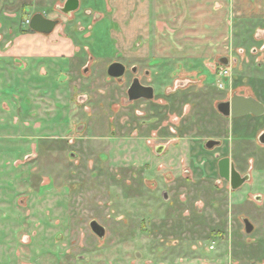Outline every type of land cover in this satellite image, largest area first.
Returning <instances> with one entry per match:
<instances>
[{"label":"rangeland","instance_id":"rangeland-1","mask_svg":"<svg viewBox=\"0 0 264 264\" xmlns=\"http://www.w3.org/2000/svg\"><path fill=\"white\" fill-rule=\"evenodd\" d=\"M9 1L0 264H264V117L216 111L234 93L264 104V0H82L36 37L23 36L30 7L9 16ZM133 77L152 100L128 101ZM223 156L250 175L237 190L218 176Z\"/></svg>","mask_w":264,"mask_h":264},{"label":"water","instance_id":"water-1","mask_svg":"<svg viewBox=\"0 0 264 264\" xmlns=\"http://www.w3.org/2000/svg\"><path fill=\"white\" fill-rule=\"evenodd\" d=\"M79 9L78 0H66L63 6L59 9L64 15H70ZM58 20H53L44 17L41 13H35L31 16L28 21V28L31 32L40 35H50L55 27L58 25ZM218 63L227 66L228 60L226 57L218 58ZM135 67L132 68V72L135 71ZM126 72V67L119 62H112L108 65L106 69V74L109 78L119 80L124 77ZM127 99L129 102L137 100L150 101L154 97V89L151 86H144L139 82V79L135 77L129 88L127 89ZM216 108L220 114L223 116H231L233 118L244 116V115H254L261 116L264 114V105L253 97H241L233 95L229 101H222L216 105ZM83 127V126H81ZM259 142L264 144V134L259 137ZM218 144L216 141H208L205 144L207 149H212L214 145ZM73 156V154H71ZM218 176L220 179L225 180L229 183L230 189L232 191L239 189L250 179L249 174L241 176L239 172L234 167V164L229 160V158H222L217 163ZM165 199V194L163 195ZM244 225V232L250 234L253 232V225L247 218L242 219ZM89 228L91 232L102 239L105 235L104 228L98 224L96 221H91L89 223Z\"/></svg>","mask_w":264,"mask_h":264},{"label":"crops","instance_id":"crops-1","mask_svg":"<svg viewBox=\"0 0 264 264\" xmlns=\"http://www.w3.org/2000/svg\"><path fill=\"white\" fill-rule=\"evenodd\" d=\"M11 1L14 2L13 7L11 6V4L13 3V2L10 3ZM11 1H9V3L7 2L8 6L4 7V14L9 13L7 15L13 16V14L15 12H18L19 9L21 10L22 7L25 8L28 6V7H30V11H31V13L29 14L30 17L32 14H35V13H41L42 14L43 11L41 12L39 10H46L45 13H47V14L45 15V13H44V16L46 18L50 19L51 16L48 14H50V12H52L54 10V8H57V10H59L63 6V4L66 0H11ZM78 1H79V7H80V1H82V0H78ZM1 2H6V0H0V3ZM7 3H5V4H7ZM61 3H62V6H60ZM5 11H7V12H5ZM89 12H90V10H85V14H89ZM96 17H99V15L96 14ZM36 35H40V34H36V33L35 34H26L23 36H25V37H28V36L36 37Z\"/></svg>","mask_w":264,"mask_h":264},{"label":"flooded vegetation","instance_id":"flooded-vegetation-1","mask_svg":"<svg viewBox=\"0 0 264 264\" xmlns=\"http://www.w3.org/2000/svg\"><path fill=\"white\" fill-rule=\"evenodd\" d=\"M27 25H28V23H27ZM32 34H35V33H33L32 32ZM223 57H225V56H223ZM227 58V60H228V57H226ZM229 61V60H228ZM132 68H134V67H132ZM132 68L130 69V71L132 72ZM127 70V69H126ZM126 73V72H125ZM133 73V75H136L137 74V69H135V71L134 72H132ZM145 74H147V73H145ZM135 77H133L132 78V80L134 79ZM139 79V78H138ZM139 82H140V80H139ZM141 83V82H140ZM144 86H146V85H144ZM233 95H237V96H241V97H251V96H248V95H246V96H243V95H238V94H236V93H234ZM232 95V96H233ZM231 96V97H232ZM230 97V98H231ZM230 100V99H229ZM229 100H227V101H229ZM257 100V99H256ZM263 104V103H262ZM264 105V104H263ZM216 111H217V113L223 118V119H225L226 121H229V123L232 125V124H234V123H236V121H244V120H250V121H257V122H260L261 121V119H262V117H264V114H262L261 116H254V115H251V114H248V115H244V116H240V117H236V118H233V117H231V116H223L222 114H220L219 112H218V110H217V108H216ZM262 134H264V131H262L261 132V134L258 136V142H259V137L262 135ZM208 141H216V142H218V144H216V145H214L213 146V148L212 149H214V148H217V147H220L221 146V141H219V140H216V139H207L205 142H204V144H203V147H204V149L205 150H207V151H210V150H212V149H207L206 147H205V144L208 142ZM260 143V142H259ZM261 144V143H260ZM263 146H264V144H262ZM227 156H223V157H220L218 160H217V163H218V161L220 160V159H222V158H226ZM227 158H229V157H227ZM230 160V159H229ZM231 161V160H230ZM217 163H216V166H217ZM233 163V162H232ZM234 164V163H233ZM234 167H235V165H234ZM236 169V168H235ZM217 170H218V168H217ZM238 172V171H237ZM240 174V173H239ZM241 176H244V175H246V174H240ZM250 176V175H249ZM246 184V183H245Z\"/></svg>","mask_w":264,"mask_h":264},{"label":"trees","instance_id":"trees-1","mask_svg":"<svg viewBox=\"0 0 264 264\" xmlns=\"http://www.w3.org/2000/svg\"><path fill=\"white\" fill-rule=\"evenodd\" d=\"M28 32L32 33L29 29H27Z\"/></svg>","mask_w":264,"mask_h":264}]
</instances>
